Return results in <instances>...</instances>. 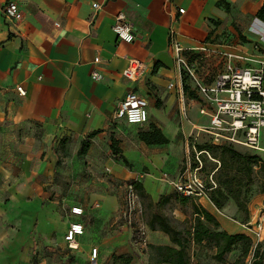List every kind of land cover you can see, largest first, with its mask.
I'll list each match as a JSON object with an SVG mask.
<instances>
[{"label":"crops","instance_id":"0c3cea01","mask_svg":"<svg viewBox=\"0 0 264 264\" xmlns=\"http://www.w3.org/2000/svg\"><path fill=\"white\" fill-rule=\"evenodd\" d=\"M217 1L0 0V264H54L55 258L66 264H107L118 255H130L129 264H155L148 254L140 253L143 259L134 254L138 247L119 218L122 192L114 181H138L153 204L170 195L180 205L189 204L190 226L196 204L222 230L248 236L208 197L183 203L172 186L158 184L161 172L176 179L190 134L207 123L196 101L184 95L168 31L174 30L184 48L229 37L246 51L264 35V23L256 18L264 0H226L228 12ZM9 2L17 4L20 20L4 18L2 8ZM94 3L99 7L93 9ZM177 8L184 12L178 14ZM119 12L130 24L131 42L118 40L111 30ZM95 57L100 60L96 64ZM129 59L144 64L134 81L122 76ZM94 71L100 79H92ZM129 91L148 103L141 130L155 125L167 144L148 146L130 133L131 126L139 125L115 118ZM83 143L88 147L80 153ZM77 206L82 209L78 216L70 212ZM151 214L144 215L147 248L139 249L178 248L166 233L148 227ZM73 223L82 225L83 232L67 242ZM189 247L191 264H220L212 259L213 250L193 242ZM69 254L74 255L70 262Z\"/></svg>","mask_w":264,"mask_h":264},{"label":"built area","instance_id":"2783aa9c","mask_svg":"<svg viewBox=\"0 0 264 264\" xmlns=\"http://www.w3.org/2000/svg\"><path fill=\"white\" fill-rule=\"evenodd\" d=\"M169 1V0H167ZM98 4H92V8H98ZM176 12L182 14L184 10L177 8ZM2 14L8 21H18L21 13L14 2H9L2 8ZM58 26L57 23L54 24ZM115 37L123 42H131L134 35L125 14L119 12L114 16L111 26ZM258 33L257 30L253 29ZM176 33L168 31V46L174 57V63L178 67L180 77L186 76L193 82L197 96V112L206 119L207 123L196 128L198 132L210 136L213 145L222 143L236 144L256 153H264L261 148L262 130H264V51L260 48V42L264 41V35L260 34L259 42L250 45V51L241 49V42H234L229 37L222 40H206L195 48H184L175 37ZM207 60L215 62L217 73L212 76L204 72L201 77L198 71L204 70ZM100 60L93 59L96 64ZM144 68V64L136 59H129L128 64L122 71L123 78L134 81L138 78ZM92 79H100L101 75L94 71ZM172 87L171 84H169ZM20 96L25 95L21 86L16 87ZM147 100L133 91L127 92L119 103L115 112L117 120H124L130 125H144L148 119ZM201 164L200 160L196 158ZM200 166L192 168L190 163L186 164V180H169L168 174L163 173L175 191L182 197L201 198L207 197V191L215 186L211 180V188H207L202 179L197 175ZM124 208L121 218L131 230V244L140 248H147V228L143 220V208L140 204L137 192L131 185L124 188ZM73 215H81L80 207L70 208ZM251 226L246 233L254 243L264 242V224L258 220L254 224L249 222L243 224ZM82 225L73 223L66 232L64 239L72 241L75 235H81ZM92 259L96 257L97 250H90Z\"/></svg>","mask_w":264,"mask_h":264},{"label":"trees","instance_id":"16d2710c","mask_svg":"<svg viewBox=\"0 0 264 264\" xmlns=\"http://www.w3.org/2000/svg\"><path fill=\"white\" fill-rule=\"evenodd\" d=\"M216 6L222 8L224 12L230 10V4L226 0H218ZM256 18L264 23V5L258 10ZM186 80L190 81L183 75L181 81L184 95L187 99L196 100L197 96L186 84ZM137 137L148 146L164 145L169 142L163 132L153 124L148 125L146 130H140ZM231 145L230 143L219 145L204 143L197 145L196 148L201 152L200 154H209L219 164L211 175L215 186L205 184L207 188L212 187L207 191L208 199L219 211H223L225 202L232 200L235 211L244 212L245 216L240 222L248 223L247 202L253 195V184L258 178L256 177L257 173L261 179L260 192L264 193V160L256 152L248 149L242 152L234 149ZM87 147L88 144L83 143L80 153H84ZM111 149L113 154H116L115 141L111 143ZM122 161L126 162L124 159ZM194 164L192 168L198 165L195 162ZM255 168H257V172H255ZM124 185H131L137 192L142 208H145H143V217L147 216L148 212H152L151 219L146 221L148 227L166 233L170 241L178 247L149 246L150 250H147L149 261L155 264H191L188 250L190 242H193L196 246L200 245L213 250L211 257L220 264H246L249 257L250 264H264V242L254 243L249 236L227 233L220 228L215 217L200 205H192L194 216L190 228L179 229L160 212L158 203L151 202L150 197L144 193L142 185L138 181H126ZM187 200L188 198L184 197L182 202L185 203ZM235 250H239L240 253L232 261H226V255ZM113 259L118 260L120 264H129L131 256L118 255L113 256Z\"/></svg>","mask_w":264,"mask_h":264},{"label":"rangeland","instance_id":"374dc122","mask_svg":"<svg viewBox=\"0 0 264 264\" xmlns=\"http://www.w3.org/2000/svg\"><path fill=\"white\" fill-rule=\"evenodd\" d=\"M204 72H208L210 76H212L213 74L217 73V68H215V62L211 61V60H207L206 64L204 65V70H199L198 71V76H202L204 75ZM186 84L188 86H190L189 88H191L194 92L195 91V86L193 84V82L186 80ZM148 128V126L146 127V129ZM141 126H131L130 129V133H138L141 130ZM204 143H211V139L210 136L206 133L203 132H198V131H194L193 133L190 134L189 136V140H188V153L185 154V156L180 160V169L177 171V177L178 174H180L179 179H181L182 181L186 180V176H187V172H185V166L186 164L190 163L191 167L194 164V162L196 164H198L200 166V169L197 171V175L200 177V179H202L203 183L208 185H211L210 183V179L209 177L212 175V173L214 172L215 169H217V167L219 166L218 162H216V159H213L210 157V155L203 153L200 154L201 152H199L196 148L197 145H202ZM231 146L234 147V149H237L239 151H246V149L240 145H234L232 144ZM261 148L264 149V130H262V140H261ZM262 156L263 160H264V153H258ZM196 158H199L200 162L202 165H200ZM264 162V161H263ZM255 172H257V168H255ZM163 172L160 173V176L158 178V184L160 185L161 183H166L169 184L167 179L163 178ZM169 174V173H168ZM176 177V179H177ZM256 180L255 183L253 184V190H252V197L249 199V201L247 202V210L249 212V210L252 212L251 215L248 216V221L250 222L251 218H252V223L250 224H254L255 221H262L261 219H264V193L260 192L261 189V179H260V175L257 173L256 174ZM89 179L95 178V176H88ZM168 178H170L169 180H175V179H171V176L168 175ZM124 182V181H123ZM121 181H117L114 183L117 185V187H120V191L121 193V205L118 211V214H121L122 209L124 208V188L125 185L124 183ZM172 186V185H170ZM173 187V186H172ZM174 189V188H173ZM175 190V189H174ZM140 201V199H139ZM141 204V202H140ZM144 208V207H143ZM158 208L161 209L160 211H162V213H164L165 215H167L168 218H170L171 222L173 223V225H175L176 228L179 229H186L190 226V211H191V207L189 204H185V205H180L177 201L173 200L172 196L170 195L169 197H162L159 199L158 201ZM145 209V208H144ZM224 215L231 217L232 219L236 222H239L241 224V229L245 232V233H250L247 229L251 226L246 225V227H243V224L246 223H241L240 220L244 218V212L241 211H235V206L232 200H228L227 202L224 203V209L223 211H221ZM178 216L177 219H174V216ZM121 216V215H120ZM184 216V219H182ZM120 220L123 222L122 218L119 217ZM143 220L145 221V216L143 217ZM262 223H264V221H262ZM131 232V230H130ZM264 234V232H263ZM244 235V234H243ZM130 242H131V234H130ZM137 248V247H136ZM140 247H138V250L134 251V254L140 256V258L143 259V256L140 255V253H144L147 254V250H140ZM143 249V248H142ZM239 249V248H238ZM146 252V253H145ZM238 253H240L239 250H235L232 252L231 256L227 257L229 258V260L231 261L236 255H238ZM59 256V255H58ZM74 255H68V257L66 258V261L70 262L72 261ZM61 258V257H60ZM250 257L247 259L246 264H250L249 261ZM59 261H61L60 264H66L64 262V260L61 258V260H58L57 258L54 259V264H58ZM118 263L119 261L116 259H113V257L110 258V260L107 262V264H111V263ZM135 264H138L137 262Z\"/></svg>","mask_w":264,"mask_h":264}]
</instances>
